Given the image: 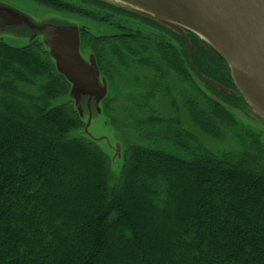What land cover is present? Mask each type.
I'll use <instances>...</instances> for the list:
<instances>
[{
	"label": "trees",
	"instance_id": "16d2710c",
	"mask_svg": "<svg viewBox=\"0 0 264 264\" xmlns=\"http://www.w3.org/2000/svg\"><path fill=\"white\" fill-rule=\"evenodd\" d=\"M38 4L97 18L66 0ZM88 35L117 89L106 113L136 143L111 186L110 159L70 137L82 126L72 103L54 106L69 85L42 45H0V264H264V146L239 129L244 99L193 88L183 43ZM192 42L204 74L235 88L227 64Z\"/></svg>",
	"mask_w": 264,
	"mask_h": 264
},
{
	"label": "water",
	"instance_id": "95a60500",
	"mask_svg": "<svg viewBox=\"0 0 264 264\" xmlns=\"http://www.w3.org/2000/svg\"><path fill=\"white\" fill-rule=\"evenodd\" d=\"M131 11L177 33L186 42L193 65L194 49L187 35L193 33L206 47L223 58L233 81L252 110V117L264 124V0H97ZM78 24L58 17L37 22L30 15L0 2V40L4 35L20 36L44 47L57 73L70 85L68 96L55 107L74 104V110L85 124L84 135L98 147L107 142L114 153L111 165H118L126 156L121 144L95 138L90 132L94 118L104 114L103 104L113 96L109 81L101 74L96 56L82 50ZM194 66V65H193ZM195 72L213 87L234 93L219 83ZM83 133V132H82ZM100 148V147H98ZM124 165V164H123Z\"/></svg>",
	"mask_w": 264,
	"mask_h": 264
},
{
	"label": "rangeland",
	"instance_id": "374dc122",
	"mask_svg": "<svg viewBox=\"0 0 264 264\" xmlns=\"http://www.w3.org/2000/svg\"><path fill=\"white\" fill-rule=\"evenodd\" d=\"M0 2L8 4L30 15L37 22H42L52 17H58L61 20H66L69 22L76 23L80 27L87 28L96 37L110 36V35L113 36L125 32L123 28H120L118 26L119 24L126 25L123 22V20L126 19L125 17H123L124 15H120L117 17L110 16L111 20L108 23H104L102 21L93 18L81 17L79 15H73V14L65 15L54 12L50 9L42 7L40 4H38V0H0ZM91 10L94 12L93 9ZM94 13L96 16L99 14L98 11ZM1 42L6 43L7 45L15 48L25 47L26 45L29 44L28 39L20 36H13L10 34L4 35V38L0 40V43ZM197 82L204 91L206 92L208 91L212 93V90H210V88L207 87L202 81L198 79ZM0 97H1V93H0ZM236 116L238 120L239 129L247 133H250L249 131H251L255 134L260 135L261 143L264 146V124L258 122L257 120H255L253 117H251L245 112L240 111L237 113ZM117 120L114 121L111 116L109 117V115L105 113L99 115L98 117L94 118V121L90 128V132L95 138L108 139L109 142L114 145L118 143L121 144L124 153L125 150H128L130 146L136 143V138L134 132L126 128L124 125L123 127L126 128V130H124V128H120L119 124L117 123ZM70 137L79 138L88 141V138L84 135V129L83 130L79 129L74 131L72 134H70ZM201 139L208 148L214 149L216 151H223L228 149V144L229 147H231V149H236L237 146L240 147L239 144H237L236 146L235 142L233 141L234 140L233 137H231L230 135L227 136L228 144L209 140L205 136H202ZM97 145L98 147H100L99 149L101 151L103 150L105 153L109 154L110 156H114V153L109 149L107 142H99ZM119 163L120 166L122 167L123 164L125 163L124 159H121ZM116 169H118V165H114V167L111 165V183H110L111 186H113L116 183V181H118ZM57 201H58V197L53 196L52 201L49 203V207H54L56 205L54 203Z\"/></svg>",
	"mask_w": 264,
	"mask_h": 264
},
{
	"label": "flooded vegetation",
	"instance_id": "af4514ba",
	"mask_svg": "<svg viewBox=\"0 0 264 264\" xmlns=\"http://www.w3.org/2000/svg\"><path fill=\"white\" fill-rule=\"evenodd\" d=\"M80 1H82L85 5L86 4H93V2H87L85 0H80ZM96 7L101 9V10H104V13H102V14H104V15H102L103 20H101L104 23H108L111 20V17H113V16L117 17L120 15H124L123 17H125L126 19L123 20V22L126 25L119 24L118 26L120 28H123L125 30V32L117 34L116 37L124 35V36H132V38H140V39L148 38L150 40L157 42L159 45L160 44H167L170 46H174L177 50L181 49V46L183 43V45L187 49L186 42L183 39V37H181L180 35L176 34L175 32L170 31V30H168V29H166V28H164V27H162V26H160V25H158V24H156L150 20H147V19H145L139 15H136L134 13H131V12H128L125 10H121V9H118V8L112 7V6H110V7H108V6H106V7L96 6ZM188 36L190 39H192V37H194L191 34H188ZM187 51H188V49H187ZM188 54H189V58H190L189 51H188ZM196 61H197V59L195 57L193 59V63L195 65V67L193 69V66L191 64V58L189 59L190 66H191L190 79L193 81V83L195 85H196L197 79L199 78L198 75L194 71L195 69L198 71L199 74L206 76L204 74L203 70L200 68V66H198V64H196ZM206 77H208V76H206ZM208 79H209V77H208ZM219 80L221 81V80H223V78L221 77V79H219ZM218 83H220V82H218ZM220 84H222V83H220ZM206 85L212 90V88H213L212 86H210L207 83H206ZM222 85L231 89L232 91H234L236 93V94H229V95L238 96V91L236 90V88H231V87H228L224 84H222ZM191 86L193 88H195L194 85L191 84ZM213 89H215V88H213ZM215 90H217V89H215ZM220 92H222V91H220Z\"/></svg>",
	"mask_w": 264,
	"mask_h": 264
}]
</instances>
